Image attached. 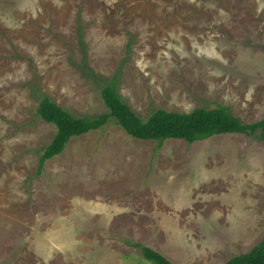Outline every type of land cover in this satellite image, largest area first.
Instances as JSON below:
<instances>
[{
	"label": "rangeland",
	"instance_id": "obj_1",
	"mask_svg": "<svg viewBox=\"0 0 264 264\" xmlns=\"http://www.w3.org/2000/svg\"><path fill=\"white\" fill-rule=\"evenodd\" d=\"M84 54L97 74H119L120 95L143 119L223 105L243 123L264 121V0H0V264H81L101 238L89 233L107 246L86 264L120 261L130 253L123 245L137 243L129 225L143 220L132 203L172 229L173 240L147 247L174 264H226L257 246L262 131L159 147L111 121L72 139L38 174L39 150L56 135L37 114L40 95L78 118L108 112L78 69ZM93 202L131 205L112 240L87 224Z\"/></svg>",
	"mask_w": 264,
	"mask_h": 264
},
{
	"label": "trees",
	"instance_id": "obj_2",
	"mask_svg": "<svg viewBox=\"0 0 264 264\" xmlns=\"http://www.w3.org/2000/svg\"><path fill=\"white\" fill-rule=\"evenodd\" d=\"M130 49V46H129ZM81 73L93 81L101 90V97L108 109L107 113L78 118L57 105L47 95H40L37 114L56 127L52 142L39 150L38 174H42L48 161L60 156L74 138L101 130L111 121L121 127L131 138L152 141L162 147L167 140H183L189 144L204 141L214 136L244 134L254 136L258 131L264 133V121L246 124L235 117L229 107L217 105L213 109L199 108L191 113L153 111L146 119L138 116L119 93V74L110 80L97 74L84 54ZM128 246L138 248L144 258L153 264H174L162 254L144 245L128 241ZM226 264H264V237L250 252L234 256Z\"/></svg>",
	"mask_w": 264,
	"mask_h": 264
},
{
	"label": "crops",
	"instance_id": "obj_3",
	"mask_svg": "<svg viewBox=\"0 0 264 264\" xmlns=\"http://www.w3.org/2000/svg\"><path fill=\"white\" fill-rule=\"evenodd\" d=\"M145 198L147 197H144V198L142 197V200H147ZM162 199H164L165 201H168L167 198H162ZM150 203L155 204V201L150 200ZM130 206L131 205L129 204L123 205V203H115V204H108V203L104 204L100 202L99 203L97 202L88 203L86 207L87 212L85 215L87 219V224L91 223L92 226H95V223H96V228L102 230V232L107 234L106 235L108 237L107 240H112L110 236L113 235V232L116 230V227L113 226V224L118 220H120V222L122 223L124 219H127L126 217L130 211ZM131 208L133 212L135 213L136 211V214H138V216L143 220L140 221L139 223L135 222L136 225H134L133 223L132 224L133 227L129 225L130 228L128 230L127 237H130V235L133 236V239H135V241L137 240L138 244L144 245L146 247L148 243H150L151 241H155V239L158 242V237L161 239V237H166V235H169V240H173L172 239L173 235L171 233L172 229L168 233L167 232L168 227L166 225V222L160 221V217L158 218L157 215H155L156 213L154 211H158V210L154 209L152 211H143L141 203H139L137 206H133V203H132ZM94 219H96V222L93 221ZM87 232H90V228H89V231ZM75 233H77L76 234L77 236L79 235L78 230H76ZM89 236H91L92 238L101 237L102 240L101 238L97 240L96 239L92 240V245L88 247V250H90L91 252L88 253L86 257H83V261H80L81 264L82 263L86 264L84 260L87 261V257H89L92 254L94 249L99 248V247L104 248L107 246V244H105L104 242V239L101 233H97L93 235L89 233ZM138 240L140 241L138 242ZM77 245L78 244L73 243L72 247L77 248L78 247ZM123 247L125 249H128L130 253L127 252L122 257V259H119L120 261L113 259L110 256L112 258V261H109L108 259L92 258L91 261L87 264H97L98 262L101 264H133L132 262L133 259H135L134 263L136 264L139 263L140 257H143V254L141 253V251L137 250L136 248H132L130 246L127 247L123 245ZM155 251L162 253V255L165 256L167 259L169 258V256H167L168 254L167 251L166 252L161 251L160 249H156ZM79 260L80 258H76L77 262H79Z\"/></svg>",
	"mask_w": 264,
	"mask_h": 264
}]
</instances>
